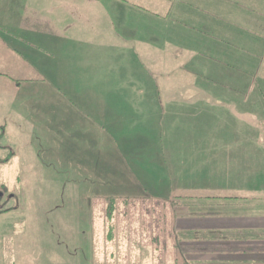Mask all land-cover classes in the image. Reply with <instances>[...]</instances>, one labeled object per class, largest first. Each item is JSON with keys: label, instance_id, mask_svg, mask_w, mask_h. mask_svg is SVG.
I'll return each instance as SVG.
<instances>
[{"label": "crops", "instance_id": "0c3cea01", "mask_svg": "<svg viewBox=\"0 0 264 264\" xmlns=\"http://www.w3.org/2000/svg\"><path fill=\"white\" fill-rule=\"evenodd\" d=\"M55 153L111 206L157 171L178 264H264V0H0V172Z\"/></svg>", "mask_w": 264, "mask_h": 264}, {"label": "rangeland", "instance_id": "374dc122", "mask_svg": "<svg viewBox=\"0 0 264 264\" xmlns=\"http://www.w3.org/2000/svg\"><path fill=\"white\" fill-rule=\"evenodd\" d=\"M154 76L159 85L174 81V78L164 80L157 74ZM198 81L208 82L202 75ZM178 117H183V122L190 118L186 114ZM207 120L203 116L193 122L192 131L204 135L211 126ZM171 127L165 125V141L166 133H192L190 123L181 124L179 130ZM42 157L43 162L37 157L27 167L29 170L18 173L19 181L22 176L27 178L25 184L16 182V174L7 173L3 178L4 173L0 172V205L8 208L0 211V264H178L181 261L172 231L171 207L168 198H164L169 192L166 186L161 189L166 182L158 178L157 171L140 174L142 186L133 185L134 189L121 186L125 179L112 182L113 186L119 185L118 189L108 193L131 196L116 197L111 206L109 200L99 203L97 195L106 184L98 179L94 183V173L91 176V173L62 171L63 162L57 153ZM47 158H54L56 166L49 165ZM82 162L85 163L84 156L77 153L69 161L80 166ZM158 193L166 203L155 199Z\"/></svg>", "mask_w": 264, "mask_h": 264}, {"label": "trees", "instance_id": "16d2710c", "mask_svg": "<svg viewBox=\"0 0 264 264\" xmlns=\"http://www.w3.org/2000/svg\"><path fill=\"white\" fill-rule=\"evenodd\" d=\"M10 154H12L11 152H10ZM8 208L6 207V208H2V209H0V211H2V210H7Z\"/></svg>", "mask_w": 264, "mask_h": 264}]
</instances>
